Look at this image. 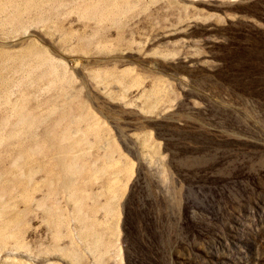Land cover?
I'll list each match as a JSON object with an SVG mask.
<instances>
[{
	"label": "rangeland",
	"instance_id": "rangeland-1",
	"mask_svg": "<svg viewBox=\"0 0 264 264\" xmlns=\"http://www.w3.org/2000/svg\"><path fill=\"white\" fill-rule=\"evenodd\" d=\"M0 264H264V0H0Z\"/></svg>",
	"mask_w": 264,
	"mask_h": 264
}]
</instances>
